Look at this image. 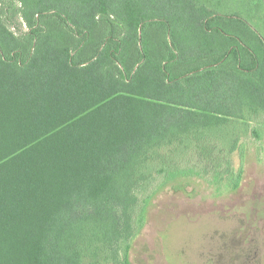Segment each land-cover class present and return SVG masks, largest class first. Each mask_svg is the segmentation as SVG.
I'll return each instance as SVG.
<instances>
[{"label": "trees", "instance_id": "1", "mask_svg": "<svg viewBox=\"0 0 264 264\" xmlns=\"http://www.w3.org/2000/svg\"><path fill=\"white\" fill-rule=\"evenodd\" d=\"M17 1L22 35L0 4V264H85L83 244L131 264L151 154L264 113V40L200 0Z\"/></svg>", "mask_w": 264, "mask_h": 264}, {"label": "rangeland", "instance_id": "2", "mask_svg": "<svg viewBox=\"0 0 264 264\" xmlns=\"http://www.w3.org/2000/svg\"><path fill=\"white\" fill-rule=\"evenodd\" d=\"M0 4L14 32L29 31L17 0ZM200 4L264 40V0ZM248 115L154 149L132 209L131 264H264V113ZM91 246L85 264H124L123 246L116 260Z\"/></svg>", "mask_w": 264, "mask_h": 264}]
</instances>
